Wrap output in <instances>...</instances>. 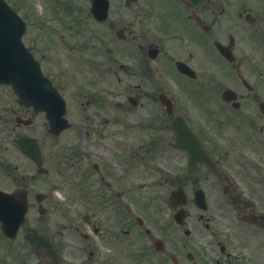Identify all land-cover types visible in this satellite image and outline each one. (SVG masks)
<instances>
[{"label":"flooded vegetation","instance_id":"obj_1","mask_svg":"<svg viewBox=\"0 0 264 264\" xmlns=\"http://www.w3.org/2000/svg\"><path fill=\"white\" fill-rule=\"evenodd\" d=\"M49 1L41 65L85 121L64 156L42 112L5 128L41 141L38 263L264 264V0Z\"/></svg>","mask_w":264,"mask_h":264},{"label":"water","instance_id":"obj_2","mask_svg":"<svg viewBox=\"0 0 264 264\" xmlns=\"http://www.w3.org/2000/svg\"><path fill=\"white\" fill-rule=\"evenodd\" d=\"M23 31L22 21L4 0H0V83L11 84L21 102L45 110L53 129H59L63 120V101L21 42ZM24 208L23 204L22 214ZM2 214L0 212V216ZM3 217L7 218L6 222L10 219L9 214Z\"/></svg>","mask_w":264,"mask_h":264},{"label":"rangeland","instance_id":"obj_3","mask_svg":"<svg viewBox=\"0 0 264 264\" xmlns=\"http://www.w3.org/2000/svg\"><path fill=\"white\" fill-rule=\"evenodd\" d=\"M18 9L21 13H23L26 17H29L30 21V25H29V30L27 31V33L25 34V36L23 37L24 40H26L28 45H35L40 53H41V45H45L43 40H42V33H41V21L40 19H33V15L30 12V7L32 6L31 2L29 0H10ZM36 6L39 7V3L38 1L35 2ZM55 13L53 12L52 15H54ZM51 70L55 72V74L53 75L54 77L57 78L58 82L60 85H62V87H65V94H68V97L70 98H74V94L73 91L75 90L74 85L71 84V80L72 77H65V76H61L60 74H58L59 68L58 66L55 67L53 66V64L49 65ZM8 89H6L5 87H1L0 88V100H7L8 98H10L9 94L7 93ZM73 112H76L75 108L72 107L71 109V113L69 112V117H74L76 113L73 114ZM83 115L81 112L77 111V115L75 117L76 120L82 121L83 119ZM71 132V131H70ZM72 134H69V132H65L62 134V137L64 139H66L68 142H72L73 140L70 139ZM7 143V142H6ZM5 143V144H6ZM12 149L8 150L7 152H4V150L0 149V157L2 158L5 155H9L10 159H13V156L11 155ZM5 178L4 177H0V185H7V182H5ZM36 185L41 187V178H39L38 180H36ZM33 222V221H32ZM35 227L38 228V223L34 222ZM35 244V243H33ZM2 246L4 248H2ZM6 252V244L2 241H0V253L4 254Z\"/></svg>","mask_w":264,"mask_h":264}]
</instances>
